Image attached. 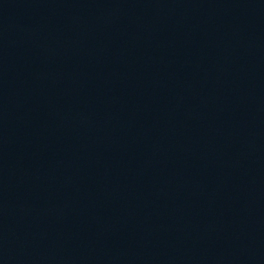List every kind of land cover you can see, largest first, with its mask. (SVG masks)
<instances>
[{
	"label": "water",
	"instance_id": "1",
	"mask_svg": "<svg viewBox=\"0 0 264 264\" xmlns=\"http://www.w3.org/2000/svg\"><path fill=\"white\" fill-rule=\"evenodd\" d=\"M0 264H264V0H0Z\"/></svg>",
	"mask_w": 264,
	"mask_h": 264
}]
</instances>
